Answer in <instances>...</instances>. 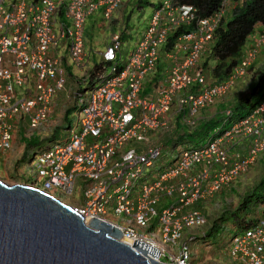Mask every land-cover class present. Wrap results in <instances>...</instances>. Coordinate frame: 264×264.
Returning <instances> with one entry per match:
<instances>
[{
    "label": "built area",
    "instance_id": "2783aa9c",
    "mask_svg": "<svg viewBox=\"0 0 264 264\" xmlns=\"http://www.w3.org/2000/svg\"><path fill=\"white\" fill-rule=\"evenodd\" d=\"M120 2L0 0V154L11 148L18 121L27 119L28 128L38 129L50 120L66 81L60 51L73 67L82 65L87 17L101 9L108 19ZM226 5L223 0L217 12L195 19L191 6L160 2L125 62H118L121 41L114 33L103 52L110 72L91 89L74 93L81 106L77 121L65 140L35 154L36 180L30 185L55 196L57 191L70 195L77 182L84 201L74 207L84 221L97 218L118 227L132 244L139 240L157 247L159 262L189 264L190 244L197 239L189 231L198 228L202 236L208 224L206 214L192 205L228 187L255 163L264 150V104L220 137L181 148L176 161L152 178L150 172L142 175L161 156L162 146L152 134L173 127L172 107L184 111L183 120L192 124L199 109L228 93L264 45L262 35L230 76L206 79L201 58ZM191 23L190 31L161 52L180 25ZM160 61L162 74L143 94V81ZM16 87L25 88L20 98ZM38 180L41 187L35 185ZM162 199L172 202L158 208ZM121 215L128 219L119 222ZM227 254L239 264H264V204L255 223L230 238Z\"/></svg>",
    "mask_w": 264,
    "mask_h": 264
},
{
    "label": "rangeland",
    "instance_id": "374dc122",
    "mask_svg": "<svg viewBox=\"0 0 264 264\" xmlns=\"http://www.w3.org/2000/svg\"><path fill=\"white\" fill-rule=\"evenodd\" d=\"M151 2V4L159 5L160 2L164 0H146ZM227 4L226 16L229 14V7L232 4ZM148 5L141 0H121L120 5L116 8L111 17L108 19H103L102 17L98 18L93 22L95 13L89 15L85 22V30L84 31V50H85V59L82 65L79 67H72L70 74L66 73V76L69 77L70 81L74 78L82 81L81 85L85 84L88 81L89 73L93 67L94 62H101L102 60V52L107 46L108 42L114 33H122L123 37L121 40V44L119 46V60L118 62H125L128 58V55L136 42L138 36L145 26L148 24L149 15L152 11L153 6ZM264 35L263 28L261 26H257L252 35L249 37V40L244 47L243 55L246 56L247 53L250 52V49L253 48L254 44ZM207 51V50H206ZM203 53V57L201 59V67L202 61H205V53ZM67 60V58L65 59ZM264 63V45L260 46L256 49L254 56L251 59L250 64L262 65ZM66 66L68 65L65 62ZM249 64V65H250ZM248 65V66H249ZM105 70L104 73L107 74L110 72V66L104 65ZM248 66L245 68V72L242 76L238 77L233 86L230 88L229 95L236 94L240 91H243L244 83L249 79L251 71L253 69H249ZM71 67V66H70ZM203 68V67H202ZM204 69V68H203ZM205 71V70H204ZM75 73V74H74ZM205 76L208 81H211V77L208 76L207 71L205 72ZM150 79V76H147L143 81L146 85V82ZM25 88H15L16 98L21 97V93ZM74 101V91L71 90L67 93V98L64 100L63 106L60 107L59 113H54L53 116L50 117V120L43 125L41 130L39 129H30L28 128V120H20L15 126V130L21 128L20 134H18V138L16 140L17 145L12 149H8L0 154V180L7 183L8 185H14L16 183H24L30 184L36 180V167L31 163L33 154L39 150V148L46 147L50 142L54 141H63L66 139L69 133L68 126L75 125L78 117V110H71L66 114V108L72 105ZM215 104V102H214ZM214 104L207 106V111L214 110ZM224 111L221 114H224L228 108L224 107ZM264 108V106H263ZM56 112H58L56 110ZM220 114V115H221ZM219 116V114L217 115ZM219 127L224 125V121H220ZM24 125L27 126V129L24 128ZM15 132V131H14ZM158 131L152 134V141L159 143L158 141L161 139L159 143L162 146L161 156L157 159L153 160V165L151 167H147L143 170V175L146 176L148 172H150V176L155 174L156 171L160 170V167L164 168L167 166L174 158L177 156L181 147H174L172 136L168 133V131ZM167 135L164 136V134ZM211 134L203 136L189 138V144L194 147H199L208 141V138ZM27 145V147H26ZM22 150L25 151V157H23ZM161 168V169H162ZM264 176V150L261 151L255 163L251 165L247 171L242 173L231 185L228 187H224L220 192H216L211 196L205 198V200L200 201L194 205L192 208L199 209L201 211L208 210V225L214 219L220 217L222 212L224 211H233L238 206L240 201L247 195L251 194L253 189L259 184V181ZM151 178L149 180H151ZM42 181L38 180L36 182V187H41ZM257 195L264 194L263 188H255ZM55 196L59 198L61 201L77 206L84 201L82 191L78 187L76 182V186L73 192L69 195L67 193L55 192ZM172 202L171 199L164 200L162 199L157 207L160 208L163 205H169ZM264 203V202H263ZM262 203V204H263ZM262 204L259 209H261ZM255 213H251V219H254ZM123 219H128L127 216L121 215L117 217V220L120 222ZM232 225H236L234 222L227 220L225 225L219 231V235H226L227 233H233L234 228ZM187 230V229H186ZM199 229L194 228L190 229V233L192 235H196ZM223 236V237H224ZM198 241V240H197ZM197 241H193L190 244L192 248V258L189 264H207V263H215V264H235L230 261L227 255V246L223 245L225 241L224 238H221L218 246L216 247H206L204 244H199ZM213 254L216 256L213 259ZM163 260V259H162ZM164 263H166V260ZM239 264V263H238Z\"/></svg>",
    "mask_w": 264,
    "mask_h": 264
},
{
    "label": "trees",
    "instance_id": "16d2710c",
    "mask_svg": "<svg viewBox=\"0 0 264 264\" xmlns=\"http://www.w3.org/2000/svg\"><path fill=\"white\" fill-rule=\"evenodd\" d=\"M141 1L148 5L151 4V2L146 0ZM171 2L173 5L191 6L195 19H198L209 17L217 12L218 9L222 7L223 0H171ZM227 2L232 4V6L229 7V14L226 16V5L224 14L221 16L213 37L206 48L207 51L205 50L206 59L202 61V67L205 72L207 71L208 76L211 77V81L213 82L222 81L231 75L234 68L238 66L243 59L244 47L256 27L261 26L264 30V0H227ZM151 5L153 6L152 11L159 6L154 4ZM59 17L63 19L62 8L59 11ZM193 25L194 23L180 25L168 38L161 52L170 48L177 37L183 32L190 31ZM120 34L122 38L123 34ZM159 64L160 65L156 67L155 73L150 76L149 81L144 86L143 94H148V92L151 91V85L154 84V80H157L162 74L165 66H163V61H160ZM104 65H109V62L104 60L101 62H94L88 76V81L83 84V87L75 90L74 93L80 94L83 91L91 89L97 82V78L104 73ZM248 68L253 70L251 71L249 79L244 83V87L241 88L243 91L233 94L232 96L229 95L228 92L215 102L213 111H207V106L199 109L196 116L193 118L194 122L192 124H188L183 120L184 111L178 112L174 106L172 107L170 112L173 117V128L169 129L168 133L173 135L171 138L174 147H194L189 144L190 137L200 138L209 134H211V136L208 140H212L214 137H220L231 125L248 117L262 103L264 104V63L262 65H257V67L255 64H250ZM77 99L78 95L74 97L72 105L66 108V114L71 110L77 111L81 108V106L77 105ZM225 106L228 110L224 114H221ZM218 114L219 116H217ZM221 120L224 121V125L219 127L218 123ZM69 127L70 126H68V128ZM165 135H167V133H165L163 137H165ZM54 142H50L46 147L39 148V150L33 154V157L39 151L50 147ZM158 142L160 143L161 139ZM23 157H25V151ZM175 161L176 157L168 165H172ZM161 168L162 167H160V169ZM263 187L264 176L255 188ZM255 188L251 194L240 201L239 206L235 210L224 211L220 217L211 221L203 235L196 237L198 245L204 244L210 247H217L221 238H224L225 241L223 245L229 247L230 238L250 228L255 223V219H251L250 214L256 213L257 209L264 202V194L257 195ZM229 217L230 221L236 224L234 226L232 225L234 228L233 233H227L225 236L219 235L220 229L223 228L225 222L229 220Z\"/></svg>",
    "mask_w": 264,
    "mask_h": 264
},
{
    "label": "water",
    "instance_id": "95a60500",
    "mask_svg": "<svg viewBox=\"0 0 264 264\" xmlns=\"http://www.w3.org/2000/svg\"><path fill=\"white\" fill-rule=\"evenodd\" d=\"M120 229L30 184L0 180V264H170L147 259L159 251L119 240ZM147 257V258H146Z\"/></svg>",
    "mask_w": 264,
    "mask_h": 264
},
{
    "label": "crops",
    "instance_id": "0c3cea01",
    "mask_svg": "<svg viewBox=\"0 0 264 264\" xmlns=\"http://www.w3.org/2000/svg\"><path fill=\"white\" fill-rule=\"evenodd\" d=\"M92 16L94 17L93 22L96 21L98 18L102 17V11H101V9H99L98 11H96L95 14L92 15ZM60 55H61V58H62V67L65 70L64 72H65V79H66V81H65L64 89H62L58 93V95L55 97V99L53 101V112H52V115L51 116H53L54 113H57V114L59 113L60 107L63 106L64 100L67 98L68 91L71 90L73 92V91L77 90L78 88L83 87V85H81V83H82L81 80L74 78L72 81H70L69 77L66 76V73L70 74L69 72L72 71L71 68L73 66L70 64V62L68 60V57L66 55V52L60 51ZM66 58H67V60H65ZM65 62L68 64L67 66H66ZM163 66H165V63H163ZM56 110L58 112H56ZM18 128L19 129H16L15 132L13 133V140H12V145H11V148L12 149L17 145L16 140L19 139L18 138V134H20L21 128L20 127H18ZM24 128L27 129V126L24 125ZM42 128H43V126L42 127H39L38 129L41 130ZM22 152H24V150H22ZM203 200H205V199H201V200L197 201L196 203H198L200 201H203ZM202 212L205 213L206 216L208 215V213H207L208 210H207V212L206 211H202ZM198 233H199V231H198ZM196 235H198V234H196ZM206 247H210V246H206ZM215 258H216V256H214V254H213V259H215ZM228 258H229V256H228ZM215 260H217V259H215ZM230 261L232 263L238 264V262L232 261L231 259H230ZM207 264H215V263H207Z\"/></svg>",
    "mask_w": 264,
    "mask_h": 264
},
{
    "label": "bare ground",
    "instance_id": "6f19581e",
    "mask_svg": "<svg viewBox=\"0 0 264 264\" xmlns=\"http://www.w3.org/2000/svg\"><path fill=\"white\" fill-rule=\"evenodd\" d=\"M91 220L87 217L86 218V220L84 221V223L86 224V225H89V222H90ZM119 240L120 241H122V242H124V243H126V244H128V245H130V246H132L131 244H132V241H131V239L129 238V237H127V236H125V235H121L120 237H119ZM154 248H156L157 249V247H155V246H153ZM146 256L148 257H146L147 259H152V260H154V261H157V262H159V260L157 259V258H154V257H152L151 255H149L148 253L146 254Z\"/></svg>",
    "mask_w": 264,
    "mask_h": 264
},
{
    "label": "clouds",
    "instance_id": "9594fccd",
    "mask_svg": "<svg viewBox=\"0 0 264 264\" xmlns=\"http://www.w3.org/2000/svg\"><path fill=\"white\" fill-rule=\"evenodd\" d=\"M227 4H228V2H227ZM119 5H120V4H119ZM117 8H118V7H117ZM97 11H98V10H97ZM112 13H113V12H112ZM111 15H112V14H111ZM110 17H111V16H110ZM110 17H109V18H110ZM102 18H103V16H102ZM103 19H104V18H103ZM85 22H86V21H85ZM84 30H85V25H84ZM263 32H264V30H263ZM117 34H119V36H120V41H121V40H122V38H121V34L118 33V32H117ZM110 40H111V39H110ZM84 41H85V39H84ZM109 43H110V42H108L107 46L109 45ZM107 46H106V47H107ZM106 47H105V49H106ZM105 49H104V50H105ZM103 52H104V51H103ZM103 52H102V59H103ZM202 57H203V56H202ZM201 59H202V58H201ZM200 64H201V63H200ZM203 70H204V69H203ZM204 73H205V71H204ZM205 77H206V76H205ZM206 79H207V78H206ZM172 128H173V127H172ZM263 204H264V203H263ZM263 204H262V205H263ZM258 209H259V208H258ZM258 209H257V211H256V213H255L254 219H256V215H257L258 211H260V210H258ZM205 229H206V227H205ZM197 234L199 235V233H197ZM198 235H196V236H198ZM191 244H192V243H191Z\"/></svg>",
    "mask_w": 264,
    "mask_h": 264
}]
</instances>
